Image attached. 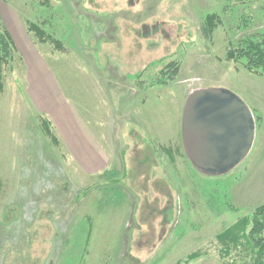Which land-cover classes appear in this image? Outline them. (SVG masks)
<instances>
[{"label":"rangeland","instance_id":"rangeland-1","mask_svg":"<svg viewBox=\"0 0 264 264\" xmlns=\"http://www.w3.org/2000/svg\"><path fill=\"white\" fill-rule=\"evenodd\" d=\"M0 13L23 55L4 69L0 94V264H175L194 252L187 264H240L245 252L221 255L217 237L264 204V77L225 54L229 42L264 35V0H0ZM214 13L221 24L206 36ZM26 21L67 51L35 44ZM33 53L108 153L83 162L87 175L33 117ZM171 61L179 72L157 84ZM206 87L233 92L258 119L249 154L222 176L196 172L181 143L184 101Z\"/></svg>","mask_w":264,"mask_h":264},{"label":"trees","instance_id":"trees-1","mask_svg":"<svg viewBox=\"0 0 264 264\" xmlns=\"http://www.w3.org/2000/svg\"><path fill=\"white\" fill-rule=\"evenodd\" d=\"M221 24L219 16L208 14L204 18V35H210L216 26ZM244 26H249L243 22ZM27 33L32 34L35 39V44L49 43L53 45L57 51L66 52L67 50L62 45V42L52 35L45 32L40 25L29 21L25 22ZM230 44V45H229ZM225 54V59L233 62H242L243 67L251 74L264 77V35L251 34L242 37L235 44L229 42ZM14 54L18 59L22 56L17 53L8 30L1 21L0 14V94L4 89V69L10 61L14 59ZM23 60V59H22ZM179 72V64L176 61L168 62L160 70L161 76L157 78V84H165L172 80ZM141 73L133 75L138 78ZM130 77H132L130 75ZM253 112V111H252ZM33 117L37 120L38 128L49 142V144L57 149L61 147L55 128L50 118L41 112H32ZM256 117H254L255 119ZM258 118H260L258 116ZM258 121V119L256 118ZM155 151L170 154L171 148L165 144H156ZM171 157V155H170ZM0 183V188H1ZM5 194H7L5 192ZM4 197V196H3ZM247 229V231H246ZM218 235L221 242V255H230L232 251L241 250L245 255H241L243 261L240 264H264V204L254 208L249 214L241 217L237 222L230 227L222 230ZM199 252L188 254L184 260H177L175 264H187L193 258L198 257ZM226 256V257H227ZM240 257V256H239ZM225 264H234L233 260Z\"/></svg>","mask_w":264,"mask_h":264},{"label":"water","instance_id":"water-1","mask_svg":"<svg viewBox=\"0 0 264 264\" xmlns=\"http://www.w3.org/2000/svg\"><path fill=\"white\" fill-rule=\"evenodd\" d=\"M255 129L250 107L225 88H197L184 101L182 148L201 175L222 176L239 165L253 146Z\"/></svg>","mask_w":264,"mask_h":264},{"label":"crops","instance_id":"crops-1","mask_svg":"<svg viewBox=\"0 0 264 264\" xmlns=\"http://www.w3.org/2000/svg\"><path fill=\"white\" fill-rule=\"evenodd\" d=\"M9 30L10 32L13 30L12 26H9ZM20 44L21 46L19 50L22 53L26 52V50L31 52L28 48V43L23 44L22 42ZM33 56L34 60H31L29 56L28 60H26V57L24 58L25 65H27L28 98L36 111L44 113L50 118L62 144L70 153H72V159L77 162V165L81 166L80 169L84 168L82 171L83 174L87 175L91 172L82 166L84 165L83 162L85 164H95L96 159L98 163L103 161V159L106 161L108 153H106L101 147L96 149L93 146V141L88 133V126L84 123L83 117L77 113L75 105L69 102L63 95L57 82L52 78V73L50 72L48 65L44 64V62L41 63V58L37 59L38 56L34 53ZM35 59L39 66L33 70ZM40 70H42L41 77H38L35 71L39 72ZM143 131H146L145 128H143ZM145 134L147 133L145 132ZM80 151H85L86 156L81 155L79 153ZM99 158H101V161ZM93 161L95 162L92 163Z\"/></svg>","mask_w":264,"mask_h":264}]
</instances>
